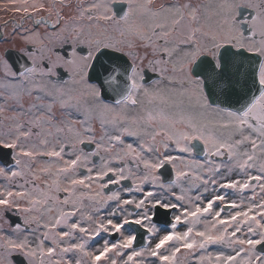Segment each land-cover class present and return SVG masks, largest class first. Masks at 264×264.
Wrapping results in <instances>:
<instances>
[{
  "label": "snow or ice",
  "instance_id": "snow-or-ice-1",
  "mask_svg": "<svg viewBox=\"0 0 264 264\" xmlns=\"http://www.w3.org/2000/svg\"><path fill=\"white\" fill-rule=\"evenodd\" d=\"M0 264H264V0H0Z\"/></svg>",
  "mask_w": 264,
  "mask_h": 264
},
{
  "label": "flooded vegetation",
  "instance_id": "flooded-vegetation-1",
  "mask_svg": "<svg viewBox=\"0 0 264 264\" xmlns=\"http://www.w3.org/2000/svg\"><path fill=\"white\" fill-rule=\"evenodd\" d=\"M245 15H247V13H245Z\"/></svg>",
  "mask_w": 264,
  "mask_h": 264
}]
</instances>
